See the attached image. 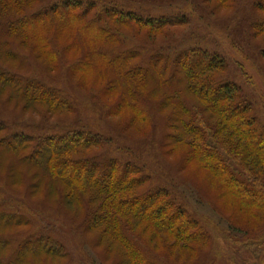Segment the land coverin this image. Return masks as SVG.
<instances>
[{
	"label": "trees",
	"instance_id": "obj_1",
	"mask_svg": "<svg viewBox=\"0 0 264 264\" xmlns=\"http://www.w3.org/2000/svg\"><path fill=\"white\" fill-rule=\"evenodd\" d=\"M215 2L219 10L235 6V0ZM256 7L264 12V0H258ZM95 8L82 0H0V109L44 122L67 120L76 113L75 104L67 91L53 85L54 72L75 79L88 66L99 68L103 76L108 71L106 85L91 89L105 96L115 88L121 93L96 103L105 118L120 117L128 107L133 114L121 121L124 131L161 133L159 148L169 154L177 152L179 145L189 148L177 163L180 170L195 158L220 184L235 186L243 206L252 200L263 207L264 124L239 87L222 82L217 73L226 70L225 62L198 50L177 57L141 56V50L126 39L135 36L120 30L121 25L155 33L181 24L179 20ZM71 21L79 27L65 43L60 32ZM38 24L47 29L41 47L35 38ZM87 31L92 46L68 58L71 48L85 45ZM254 33H264V19L254 23ZM84 94L97 101L88 91ZM195 111L203 116L199 125ZM24 127L37 133L15 130L0 119V167L15 180L13 185L23 188L16 192L0 178L1 186L12 194L9 200L0 198V264H73L62 236L49 223L39 222L44 217L38 220L33 214L37 208L43 210L45 201L58 208L51 218L71 225L103 262L112 258L115 264H187L190 254H195L191 243L207 240L196 219L169 189L152 184L142 166L102 153L108 142L102 132L84 127L54 132L35 124ZM209 131L240 166L247 156L253 159L254 167L245 168L248 181L230 171L214 152V143L206 137ZM255 191L262 195L260 200ZM34 196L41 198L38 203ZM9 226L27 229L8 234Z\"/></svg>",
	"mask_w": 264,
	"mask_h": 264
},
{
	"label": "rangeland",
	"instance_id": "obj_2",
	"mask_svg": "<svg viewBox=\"0 0 264 264\" xmlns=\"http://www.w3.org/2000/svg\"><path fill=\"white\" fill-rule=\"evenodd\" d=\"M82 1L85 5L95 6V10L100 11L105 8H117L125 13H136L146 19H178L181 24L164 27L155 33L136 25L128 28L121 25L119 28L135 36L126 39L132 47L141 50V56L144 57L150 58L156 55L177 57L183 52L193 50L218 55L226 64V70L217 73L221 76L222 82L236 84L242 97L252 106L257 120L264 124V43L261 42L262 37H260H264V33L256 36L254 33V23L259 18L264 19V12L256 7L258 0H235L234 8L229 10H219L220 6L215 0ZM78 27V22L71 21L61 30L60 39L65 43L69 42ZM38 28L36 33L38 36L35 38L37 45L41 47L45 45L41 37L46 35L47 29L40 24ZM90 34L91 32L87 31L83 42L85 45L82 48L74 46L69 50L68 58L72 59L81 49L85 51L88 45L92 46L88 38ZM134 60L139 61L140 58ZM97 62L101 61L97 60ZM38 63L43 65L40 60ZM106 70L112 71L115 68ZM116 70V72L120 71V67ZM107 74L108 76H103L99 68L93 66L86 67L75 79L54 72L53 75L56 77L53 79V85L67 91L75 104L76 113L67 120L44 122L29 116L21 117L10 111L4 113L1 109L0 119L7 120L15 130L24 129L23 131L27 133H37V130H25L24 126L27 124H35L40 129L52 132L76 127L102 132L108 141L106 151L102 153L130 159L142 166L145 173L151 176V183L169 189L206 233L205 242L191 243L195 247V254H190L188 258L192 257V259L187 264H264V206L258 208L248 196L247 199L251 203L243 206L240 199L242 197H238L234 192L237 188L220 184L221 180L211 175L210 171L203 169L201 161L195 158L186 164L184 170H180L177 163L180 162L183 154L189 152V148L179 145L176 146L177 152L169 154L167 149L159 148L158 139L161 133L155 131L156 133L152 134L146 130L145 135H142L139 132L135 133L134 130L124 131L121 121L133 114L128 107H124L120 117L105 118L98 105L108 102L109 98L121 93L115 88L110 97L92 93L91 89H102L107 83L105 77L110 78L108 71ZM84 90L91 93L97 101L85 95ZM195 112L196 125H199L203 116ZM163 114L165 115V112ZM212 132L209 131L206 137L214 143V152L227 162L230 171L248 181L249 176L245 168L248 165L254 167L253 159L247 156V160L242 163L243 166H240L237 163L238 159L226 153L228 150L222 145L220 138L213 139ZM200 136L202 133L199 134ZM0 178L12 190L22 191V186L13 185L15 180H10L8 172L1 167ZM211 183L215 185L212 186ZM142 189V187L137 188V191ZM0 193L1 199L9 200L12 197V194L9 195L1 186V181ZM255 196L258 200L262 197L259 191H255ZM40 199L37 196L32 197L37 203ZM12 201L18 204L16 200ZM19 204L24 202L20 201ZM43 206V210L37 208L38 211H33L34 216L37 219L44 217L43 221L38 219L39 222L44 225L45 222L49 223L62 236L72 254L73 264H115L112 258L106 262L101 261L98 251L91 248L71 225L60 219L51 218L55 215L54 211H57L55 209H58L52 201H45ZM6 229L8 234H14L27 228L9 226ZM87 238L91 240L90 237ZM101 252L105 259V252Z\"/></svg>",
	"mask_w": 264,
	"mask_h": 264
}]
</instances>
